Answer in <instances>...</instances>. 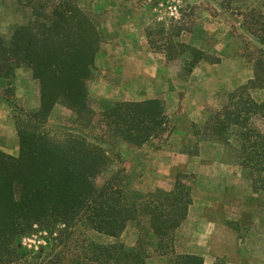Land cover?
Here are the masks:
<instances>
[{
    "label": "trees",
    "instance_id": "1",
    "mask_svg": "<svg viewBox=\"0 0 264 264\" xmlns=\"http://www.w3.org/2000/svg\"><path fill=\"white\" fill-rule=\"evenodd\" d=\"M27 10L6 43L0 39V78L9 79L22 64L41 79L40 106L21 109L15 126L19 154L0 150V264H149L143 242L98 243L85 231L119 236L131 221L146 219L157 239L155 253L162 264H203L195 255H176L174 231L186 218L192 187L182 174L171 190H134L122 169L102 183L96 177L109 163L107 142L123 140L142 145L165 140L174 125L158 99L121 100L83 113L86 81L103 36L78 0H19ZM222 11L237 21L230 34L242 43V56L252 77L228 94V102L210 111L202 125L194 123L195 143L235 137L238 164L252 173L264 172V135L252 117H264V101L252 91L264 89V0H222ZM185 29L173 25L148 33L153 49L167 59L183 56L191 71L199 62L216 63L208 54L181 39ZM241 30V32L239 31ZM72 108V125H51L54 106ZM197 153V152H196ZM83 234H80L79 232ZM34 236L42 243H22ZM40 242V241H37ZM213 264H224L217 259Z\"/></svg>",
    "mask_w": 264,
    "mask_h": 264
},
{
    "label": "rangeland",
    "instance_id": "2",
    "mask_svg": "<svg viewBox=\"0 0 264 264\" xmlns=\"http://www.w3.org/2000/svg\"><path fill=\"white\" fill-rule=\"evenodd\" d=\"M221 1L78 0L103 36L86 81L81 109L83 113L88 109L95 112L94 126L104 105L121 100H160L174 131L165 140L154 139L142 145L120 139L107 142L109 163L96 177L97 183L122 169L134 190H170L176 176L182 174L186 183L197 185L203 193L200 201L229 205L226 222L242 245L243 264H264V172L252 173L238 164L235 137L230 144L222 140L196 144L192 133L194 123L202 125L210 111L221 109L228 102V94L253 75L251 64L242 56L241 40L230 34L229 25L237 21L220 9ZM27 13L19 0H0V39L7 43L14 28L25 22ZM173 25L185 29L183 41L219 61H201L188 71L183 56L170 60L153 49L148 33ZM41 86V79L25 64L11 78H0L1 130L16 129L14 117L24 109L19 100L24 98L25 91L37 93L41 98ZM252 96L263 102L264 89L252 91ZM75 111L57 104L48 123L70 126L76 120ZM251 121L264 135V117L257 114ZM218 173H228L233 180L223 179ZM234 179L239 184L238 190L227 187L224 192L227 181L233 184ZM84 233L89 240L103 244L122 242L126 247H134L141 240L150 252L149 264L165 261L154 251L157 239L149 231L146 219L129 222L117 237L94 231ZM25 241L33 246L42 243L35 236L30 240H24L23 236V245ZM240 251L236 247L233 252L240 254Z\"/></svg>",
    "mask_w": 264,
    "mask_h": 264
},
{
    "label": "crops",
    "instance_id": "3",
    "mask_svg": "<svg viewBox=\"0 0 264 264\" xmlns=\"http://www.w3.org/2000/svg\"><path fill=\"white\" fill-rule=\"evenodd\" d=\"M30 93V91H25L24 98L19 100L25 110H33L40 106L41 98H39V94ZM1 109L2 106L0 105ZM8 129H0V150L18 156L19 139L17 130L14 127ZM218 174L223 176V179L233 180L228 173ZM230 181H227V183ZM227 183L226 186L224 185V192L228 190L227 187L238 190L237 180L234 179L233 184L229 183L228 186ZM190 185L192 187V203L186 218L174 231V253L176 255L199 256L202 258L203 264H213L217 259L223 260L224 264H243L242 256L244 252L241 249L242 245L237 242L236 232L226 222V211L230 210L229 205L207 200L200 201L199 196H202L203 193L198 191L197 185ZM240 190L242 189L240 188ZM129 246H132V244ZM236 247L241 250L240 254H234L233 251ZM158 257L165 259L162 256Z\"/></svg>",
    "mask_w": 264,
    "mask_h": 264
}]
</instances>
